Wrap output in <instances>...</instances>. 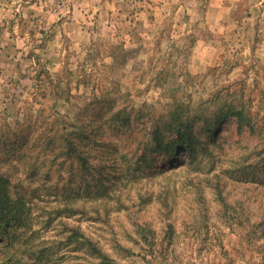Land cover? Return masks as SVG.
Segmentation results:
<instances>
[{"label":"rangeland","instance_id":"rangeland-1","mask_svg":"<svg viewBox=\"0 0 264 264\" xmlns=\"http://www.w3.org/2000/svg\"><path fill=\"white\" fill-rule=\"evenodd\" d=\"M0 222V264H264V0H0Z\"/></svg>","mask_w":264,"mask_h":264},{"label":"trees","instance_id":"trees-1","mask_svg":"<svg viewBox=\"0 0 264 264\" xmlns=\"http://www.w3.org/2000/svg\"><path fill=\"white\" fill-rule=\"evenodd\" d=\"M228 115L231 117L237 118L238 123H242V121H241L242 112L240 110H232ZM174 122H175L174 124L172 123L170 125V130L174 131L175 135L172 136L168 141H166L164 143V145H161L159 142L158 147H163L168 152L169 158H172V156L174 155L175 149L178 146H181V147L185 148L188 151V154L193 157L192 161L194 162L196 153L198 151L199 142L194 141L193 138H191L192 133L189 131L190 130L189 127H185V124L181 121L180 118L175 119ZM94 136H96V132L94 133ZM93 138H95V137H93ZM70 143H71V141H69V147L71 149L74 150V147L79 148L78 144H75L74 142H72V144H70ZM214 187H215V189H219L220 184L217 183L214 185ZM106 192H107V189L105 186H103L101 189H99V191H97V193H95V197H97L95 199H99V198L101 199V198L106 197ZM1 198L3 199V195L1 196ZM219 199L222 200V198H219ZM2 209L3 210L7 209L6 202L3 203ZM2 221H7V220L5 219V217H3V219H1V222ZM169 237L170 236L161 237V239L159 241V246L163 247L167 240H168V243H170L171 240H169Z\"/></svg>","mask_w":264,"mask_h":264}]
</instances>
